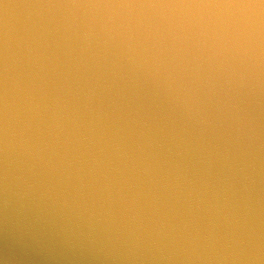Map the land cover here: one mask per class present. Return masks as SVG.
<instances>
[{"label":"clouds","instance_id":"9594fccd","mask_svg":"<svg viewBox=\"0 0 264 264\" xmlns=\"http://www.w3.org/2000/svg\"><path fill=\"white\" fill-rule=\"evenodd\" d=\"M0 189L128 259L264 264V0H0Z\"/></svg>","mask_w":264,"mask_h":264},{"label":"water","instance_id":"95a60500","mask_svg":"<svg viewBox=\"0 0 264 264\" xmlns=\"http://www.w3.org/2000/svg\"><path fill=\"white\" fill-rule=\"evenodd\" d=\"M3 205L0 189V264H199L198 261L128 259L109 245L102 231L87 226L88 213ZM78 212L80 214H78Z\"/></svg>","mask_w":264,"mask_h":264}]
</instances>
